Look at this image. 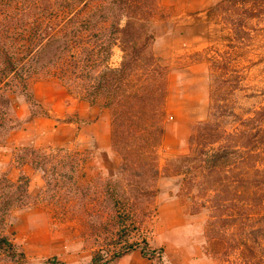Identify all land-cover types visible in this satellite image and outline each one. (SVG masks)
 <instances>
[{"label": "trees", "instance_id": "16d2710c", "mask_svg": "<svg viewBox=\"0 0 264 264\" xmlns=\"http://www.w3.org/2000/svg\"><path fill=\"white\" fill-rule=\"evenodd\" d=\"M160 7L159 0H0V136L20 122L12 93L18 91L31 107L39 106L30 87L34 78L55 77L110 112L117 176L87 185L76 182V173L88 161L79 150L24 148L21 156L45 178L51 197L65 189V200L82 208L77 215L92 244L89 264H109L137 249L148 259L162 258L163 248L151 246L146 228L156 212L158 180L163 173L172 174V168L178 173L182 163L199 162L195 167L201 176L195 178H223L235 170L239 178H253L264 169V105L231 129L218 122L216 111L226 102L227 89L228 68L219 65L222 59L212 60L210 118L194 127L190 153L161 167L169 68L152 48V25ZM212 9L222 11L234 39L240 40L245 19L264 14V0H221ZM116 48L121 51L118 63L113 61ZM238 88V83L232 85L230 92ZM27 192V179L0 181V255L20 264L26 254L7 234L6 224L10 210L25 202ZM213 198L220 206L218 194ZM223 215L219 212L209 221V236L225 242L219 263L264 264L263 258L242 254L226 230L213 232ZM48 262L67 264L56 256Z\"/></svg>", "mask_w": 264, "mask_h": 264}, {"label": "rangeland", "instance_id": "374dc122", "mask_svg": "<svg viewBox=\"0 0 264 264\" xmlns=\"http://www.w3.org/2000/svg\"><path fill=\"white\" fill-rule=\"evenodd\" d=\"M220 1L159 0L161 7L152 25L157 49L155 42L152 48L169 68L166 132L159 149L162 168L190 153L194 127L210 118L212 60L222 59L219 65L228 68L227 89L223 88L226 102L216 111L220 124L231 129L241 117L252 116L264 105V14L245 19L243 38L235 40L222 11L212 9ZM120 60L116 48L113 61ZM237 83L239 88L230 92ZM30 87L39 106L32 108L20 92L12 93L13 112L20 122L0 136V181L3 177L14 183L28 180L25 202L10 210L6 232L26 254L22 264H52L48 260L54 256L67 264H89L92 244L86 241L77 215L82 208L74 200H65V189L61 196L51 197L44 189L45 178L21 156L24 148L79 150L88 161L76 173V182L87 185L117 176L111 115L55 77L34 78ZM198 163H182L176 167L181 169L178 173L172 168V174L163 173L158 180L156 212L146 235L153 248H163L162 258L148 259L137 249L109 264H220L218 255L225 242L209 236V221L219 212L225 221L221 219L213 232L226 230L242 254L264 259V169L253 178H239L238 170L223 178H195L201 176L195 167ZM211 184L216 187L209 188ZM0 264L20 263L0 255Z\"/></svg>", "mask_w": 264, "mask_h": 264}, {"label": "crops", "instance_id": "0c3cea01", "mask_svg": "<svg viewBox=\"0 0 264 264\" xmlns=\"http://www.w3.org/2000/svg\"><path fill=\"white\" fill-rule=\"evenodd\" d=\"M155 47H156V49H157V39H156V41H155Z\"/></svg>", "mask_w": 264, "mask_h": 264}]
</instances>
